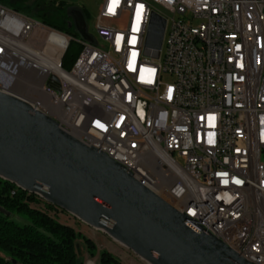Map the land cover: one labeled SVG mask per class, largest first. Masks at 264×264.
<instances>
[{
  "label": "built area",
  "instance_id": "1",
  "mask_svg": "<svg viewBox=\"0 0 264 264\" xmlns=\"http://www.w3.org/2000/svg\"><path fill=\"white\" fill-rule=\"evenodd\" d=\"M153 15L165 23L156 58ZM94 34L104 46L78 40L65 70L73 39L0 4V91L146 181L195 230L211 234L210 221L225 220L230 231L217 239L264 264V0H102ZM51 44L60 47L53 67L35 56L17 68L26 49ZM66 101L77 104L71 118L61 115Z\"/></svg>",
  "mask_w": 264,
  "mask_h": 264
},
{
  "label": "water",
  "instance_id": "2",
  "mask_svg": "<svg viewBox=\"0 0 264 264\" xmlns=\"http://www.w3.org/2000/svg\"><path fill=\"white\" fill-rule=\"evenodd\" d=\"M83 41L95 44L79 10ZM164 20L152 16L147 47L158 56ZM0 178L40 195L104 232L148 264H250L139 184L117 162L88 147L25 101L0 91Z\"/></svg>",
  "mask_w": 264,
  "mask_h": 264
},
{
  "label": "trees",
  "instance_id": "3",
  "mask_svg": "<svg viewBox=\"0 0 264 264\" xmlns=\"http://www.w3.org/2000/svg\"><path fill=\"white\" fill-rule=\"evenodd\" d=\"M0 4L18 12L28 11L42 24L70 37L78 34L66 1L0 0ZM76 10L81 12L87 25L88 12L84 8ZM80 50V46L73 40L69 42L62 59L65 70L72 68ZM147 50L150 51V48ZM41 201L44 199L37 194L29 193L15 183L0 178V264H83L78 259L77 241L83 242L90 258L98 256L99 264H121L106 250L98 251L92 240L59 222L48 211L32 206ZM45 203L49 210L57 209ZM12 215L27 217L30 223L21 225Z\"/></svg>",
  "mask_w": 264,
  "mask_h": 264
},
{
  "label": "rangeland",
  "instance_id": "4",
  "mask_svg": "<svg viewBox=\"0 0 264 264\" xmlns=\"http://www.w3.org/2000/svg\"><path fill=\"white\" fill-rule=\"evenodd\" d=\"M56 2L59 1H66L68 7L67 10L70 12L73 10H76V8H81V7H87V12H88V18H87V31L89 35L96 40V42L99 44V46H104V44L101 43L100 40L96 37L94 34V25L95 22L98 18L99 14V6H100V0H55ZM99 4V5H98ZM11 8V7H10ZM26 17H29L37 22H40L33 18V15L29 13L28 11L20 12ZM125 24V19L122 20L119 23V28H123ZM73 39V42L78 45L77 41L81 40V37L79 34H76L75 37H71ZM79 46V45H78ZM46 52L52 55L53 57L58 58L60 54V47L57 46V44H51L47 45L46 47ZM162 53V50H161ZM164 82L168 81V78H163ZM10 90V89H8ZM261 161L264 163V157L261 159ZM34 208L43 210V211H48V213L52 217H56L59 222L73 227V229L80 233L82 236L92 240L96 247L97 250H106L110 254H112L114 257H116L121 263L123 264H148L144 260L140 259L137 257L135 254H133L129 249H127L125 246L121 245L120 243L114 241L111 239L109 236H107L104 232L93 229L83 222H81L79 219L76 217L72 216L71 214L57 208L54 210H49L47 207L45 200L41 201L39 204H33L32 205ZM1 210V209H0ZM3 211V210H2ZM6 214L9 215V213L6 212ZM12 218L20 223L21 225L29 224L30 220L27 217L24 216H18V215H12ZM76 250H77V255L78 259L80 262L83 263V261H88V253L85 249V246L83 242L77 241L76 243ZM93 261V260H92ZM89 264H92L91 262Z\"/></svg>",
  "mask_w": 264,
  "mask_h": 264
},
{
  "label": "bare ground",
  "instance_id": "5",
  "mask_svg": "<svg viewBox=\"0 0 264 264\" xmlns=\"http://www.w3.org/2000/svg\"><path fill=\"white\" fill-rule=\"evenodd\" d=\"M47 47V46H46ZM46 47H43L40 51L26 49V55L22 56L20 60H17L18 69H26L31 65V59H35L36 56L37 62L42 66L51 68L54 65V61L58 58L53 57L46 52ZM28 50V51H27ZM36 60V59H35ZM28 72H19L18 80H27ZM66 85V78H55L53 80V87H61ZM3 92L11 95V90L3 89ZM77 112V104H72V101L63 102L61 105V115L63 118H71L73 113ZM96 135L104 136V127H96ZM139 184L147 188L146 181H139ZM20 188V187H19ZM41 197L40 195H38ZM203 219H211V209L203 210ZM198 231H205V226H198ZM209 231L211 235L217 238H225L230 231V224L223 219H212L209 223ZM219 240V239H218ZM237 254V250H233Z\"/></svg>",
  "mask_w": 264,
  "mask_h": 264
},
{
  "label": "crops",
  "instance_id": "6",
  "mask_svg": "<svg viewBox=\"0 0 264 264\" xmlns=\"http://www.w3.org/2000/svg\"><path fill=\"white\" fill-rule=\"evenodd\" d=\"M101 3H102V0H100V5H101ZM98 4V5H99ZM81 8H84L85 10H87V7H81ZM99 8H100V6H99ZM98 8V9H99ZM76 9H79V8H76ZM71 227V226H70ZM73 228V227H72ZM88 258H89V260L88 261H83V264H89L90 262L92 263V264H99V260H98V256H95L94 258H90L89 256H88ZM93 260V261H92ZM121 264H123V263H121Z\"/></svg>",
  "mask_w": 264,
  "mask_h": 264
},
{
  "label": "snow or ice",
  "instance_id": "7",
  "mask_svg": "<svg viewBox=\"0 0 264 264\" xmlns=\"http://www.w3.org/2000/svg\"><path fill=\"white\" fill-rule=\"evenodd\" d=\"M140 8H142L143 6H139ZM101 127H103L102 125H100ZM237 183H239V181H237Z\"/></svg>",
  "mask_w": 264,
  "mask_h": 264
}]
</instances>
